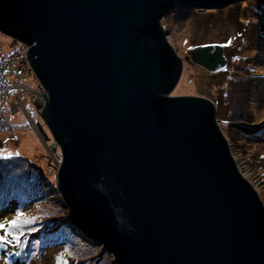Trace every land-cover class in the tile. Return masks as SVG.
<instances>
[{
	"label": "water",
	"instance_id": "water-1",
	"mask_svg": "<svg viewBox=\"0 0 264 264\" xmlns=\"http://www.w3.org/2000/svg\"><path fill=\"white\" fill-rule=\"evenodd\" d=\"M237 1L0 0V33L39 82L30 100L50 134L35 125L61 159L66 215L114 264H264V203L215 103L172 94L184 60L162 24ZM191 58L228 63L218 43Z\"/></svg>",
	"mask_w": 264,
	"mask_h": 264
},
{
	"label": "rangeland",
	"instance_id": "rangeland-1",
	"mask_svg": "<svg viewBox=\"0 0 264 264\" xmlns=\"http://www.w3.org/2000/svg\"><path fill=\"white\" fill-rule=\"evenodd\" d=\"M162 24L185 64V76L173 93L204 96L215 103L217 121L231 141L239 166L264 203V0H240L203 12L180 8L166 15ZM8 41L20 45L21 51L14 54L17 58L23 57L18 65L11 64L5 69L4 78H15L14 83L19 85L12 89L8 100L19 96L25 105L33 108L34 122L39 121L46 129L30 100L31 90L37 89L39 82L26 60L27 48L0 33L3 53ZM209 43L224 45L228 66L219 73L207 71L191 58L194 48ZM181 85H193V88H180ZM4 113L0 111V116H8L9 124L0 119V157L7 155L5 159L0 158V201H8L9 206L0 208V221L13 219L17 211L37 219L25 225L20 245L0 247V264H57L61 253L65 254L67 264H114L108 250L99 244L90 248L68 224L67 207L56 188L59 158L47 147L53 139L45 140L30 120L17 126L13 120L15 114ZM19 117L24 118L22 113ZM30 129L39 135L41 147L37 146L32 153L20 149L24 132ZM247 133L256 138L251 144L236 142L253 140L245 137ZM233 144L237 146L234 148ZM252 155L257 161L251 162Z\"/></svg>",
	"mask_w": 264,
	"mask_h": 264
},
{
	"label": "trees",
	"instance_id": "trees-1",
	"mask_svg": "<svg viewBox=\"0 0 264 264\" xmlns=\"http://www.w3.org/2000/svg\"><path fill=\"white\" fill-rule=\"evenodd\" d=\"M4 35V34H3ZM5 43H6V41H5ZM16 45V44H15ZM14 45V43L12 42V41H8L7 42V44H6V52H2L1 50V52H0V64L1 63H3V64H5V61H4V58L6 57V56H8V55H10V54H8V53H11V54H13V53H15L17 50H20V46L18 45V46H15ZM3 50V49H2ZM12 51V52H11ZM1 53H3V54H1ZM184 72H185V68H184ZM6 75L5 74H1V72H0V82H3V83H1V85H0V90L1 89H3V88H5L8 84H10V82H13V81H15V78L14 79H5L4 77H5ZM184 78V77H183ZM0 104H2V103H0ZM3 105V104H2ZM29 109H30V111H32L33 112V108H30L29 106H27ZM0 111L2 112V111H5V113L4 114H9V110H8V108L5 106V105H3V107H0ZM31 112V113H32ZM20 115V113H18V114H16L15 116H19ZM32 115H34L35 116V113L33 112L32 113ZM7 116V115H6ZM15 116H13V120L15 121V124L18 126V125H20V124H23V123H26L27 122V119L24 117L22 120L19 118V119H14L15 118ZM24 116V115H23ZM8 117V116H7ZM7 117H4V116H0V119L1 118H3L8 124H9V119L7 118ZM236 131H238L239 132V130L237 129ZM247 135L248 136H245V137H249V138H253V140L252 139H243V140H235L236 142H240V141H243V143L242 144H244V145H246V146H248V144H251L256 138H254V136L253 135H250V134H248L247 133ZM243 138V137H242ZM230 139H232L231 137H230ZM231 142V141H230ZM245 142H247V144H245ZM234 145V144H233ZM231 146H232V144H231ZM237 145H234V148L236 147ZM239 147H240V145H238ZM244 149H246V148H244ZM235 151H236V149H235ZM234 152V151H233ZM7 157V155H2L0 158H2V159H5ZM14 157H17V156H14ZM22 157V156H21ZM253 159L251 160V162H253V160L254 161H257V159L256 158H254L255 157V155H252L251 156ZM253 164V163H252ZM264 173V172H263ZM44 182V181H43ZM47 185H46V183L44 182V185H43V187H46ZM16 201H18L17 199H14V202H16ZM7 206H9V202L8 201H6V202H4V200L2 199L1 201H0V208H5V207H7ZM67 219V218H66ZM67 221H68V224L70 225V228H72L73 230H75L76 231V233H78L79 235H81L82 237H83V239H85V242L86 243H89L88 244V246L90 247V248H92L93 249V247L94 246H97V244H99V245H101L100 243H97V242H95V241H93V240H91V239H88L87 237H85L81 232H79L77 229H75L74 228V226H73V224L67 219ZM94 243V244H93ZM101 247H102V249L104 248L102 245H101ZM91 249V250H92ZM105 249V248H104ZM106 250V249H105ZM16 259H18V258H15L14 260H16ZM70 263V262H69ZM71 264H72V262H71Z\"/></svg>",
	"mask_w": 264,
	"mask_h": 264
},
{
	"label": "clouds",
	"instance_id": "clouds-1",
	"mask_svg": "<svg viewBox=\"0 0 264 264\" xmlns=\"http://www.w3.org/2000/svg\"><path fill=\"white\" fill-rule=\"evenodd\" d=\"M163 19V18H162ZM20 46V45H19ZM1 52V51H0ZM12 52V51H11ZM224 53H225V49H224ZM3 54V53H1ZM10 55L6 56L4 58V61H5V64L1 63L0 64V71H1V74H4L5 73V69L8 67V65H18L19 62H11L12 58L15 56V54H11V53H8ZM226 55V53H225ZM227 57V55H226ZM184 60V59H183ZM227 61H228V58H227ZM185 65V64H184ZM227 66H228V63H227ZM185 68V67H184ZM184 68H183V73H184ZM9 72V71H7ZM183 73H182V76H183ZM219 73V72H217ZM183 78V77H181ZM16 80V79H15ZM15 81L13 82H10V84H8L5 88L1 89L0 90V103H2L3 105H5L9 112L11 113H14L15 115L18 114V113H22L24 115V117L27 119V120H30L32 126L35 128V124L36 122H34V117L30 111V109L27 107V105H25V103L23 102V100L17 96L15 99L9 101L8 100V96L11 94V91L14 87L16 86H19L18 84L14 83ZM14 83V84H13ZM174 94V93H172ZM171 94V95H172ZM176 95V94H175ZM185 95V94H184ZM217 108V107H216ZM39 122V121H38ZM37 127V126H36ZM222 129V128H221ZM225 134V133H224ZM226 135V134H225ZM227 137V135H226ZM227 139L229 140V138L227 137ZM230 142V140H229ZM230 145H231V142H230ZM231 149H232V153L233 155L235 156L234 152H233V148L231 146ZM49 150V149H48ZM236 158V156H235ZM58 165L61 161V159H58ZM236 161H237V158H236ZM237 164L239 166V163L237 161ZM239 169L241 170V172L243 173V175L247 178L246 174H244V172L242 171L241 167L239 166ZM248 179V178H247ZM249 180V179H248ZM253 185V184H252ZM255 188V187H254ZM256 189V188H255ZM69 219V218H68ZM71 222V221H70ZM72 223V222H71ZM73 224V223H72ZM73 226L75 227V229H77L79 232H81L85 237H87L79 228H77L74 224ZM88 238V237H87ZM90 239V238H88ZM102 245V244H101ZM103 246V245H102ZM104 247V246H103Z\"/></svg>",
	"mask_w": 264,
	"mask_h": 264
},
{
	"label": "snow or ice",
	"instance_id": "snow-or-ice-1",
	"mask_svg": "<svg viewBox=\"0 0 264 264\" xmlns=\"http://www.w3.org/2000/svg\"><path fill=\"white\" fill-rule=\"evenodd\" d=\"M36 219L35 216H27L23 211H17L13 219L0 221V247L20 245L25 225L35 223ZM57 264H67L64 253L57 257Z\"/></svg>",
	"mask_w": 264,
	"mask_h": 264
},
{
	"label": "bare ground",
	"instance_id": "bare-ground-1",
	"mask_svg": "<svg viewBox=\"0 0 264 264\" xmlns=\"http://www.w3.org/2000/svg\"><path fill=\"white\" fill-rule=\"evenodd\" d=\"M183 75L185 76V72H184ZM181 84H183V79H182V83ZM180 88H193V85H189V86L188 85H181ZM19 118H20L19 116H15L14 119H19ZM35 130L41 135V133L39 132V130H38V128L36 126H35ZM46 131L49 133L48 128H46ZM35 134H34L32 129L26 130V132H24L23 139H22V144H21V147H20L21 151H26V152L32 153V152H34L36 150L37 146H38L39 149H41V147L39 146V143H40V140L38 139L39 135L36 132H35ZM47 147L49 149L48 145H47Z\"/></svg>",
	"mask_w": 264,
	"mask_h": 264
},
{
	"label": "built area",
	"instance_id": "built-area-1",
	"mask_svg": "<svg viewBox=\"0 0 264 264\" xmlns=\"http://www.w3.org/2000/svg\"><path fill=\"white\" fill-rule=\"evenodd\" d=\"M27 48V47H26ZM22 50H24V49H22ZM21 51V50H20ZM18 53V52H17ZM23 59V57H18L17 58V54H15V56L12 58V60H11V62H19V61H21Z\"/></svg>",
	"mask_w": 264,
	"mask_h": 264
}]
</instances>
